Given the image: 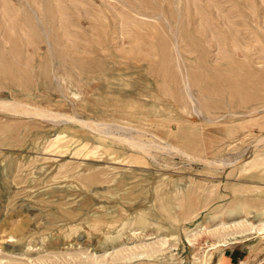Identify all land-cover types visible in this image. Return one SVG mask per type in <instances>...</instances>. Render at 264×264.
Returning a JSON list of instances; mask_svg holds the SVG:
<instances>
[{
	"label": "rangeland",
	"instance_id": "rangeland-1",
	"mask_svg": "<svg viewBox=\"0 0 264 264\" xmlns=\"http://www.w3.org/2000/svg\"><path fill=\"white\" fill-rule=\"evenodd\" d=\"M242 218L264 219V0H0V264H201L192 234ZM239 241L217 259L264 264Z\"/></svg>",
	"mask_w": 264,
	"mask_h": 264
},
{
	"label": "bare ground",
	"instance_id": "bare-ground-1",
	"mask_svg": "<svg viewBox=\"0 0 264 264\" xmlns=\"http://www.w3.org/2000/svg\"><path fill=\"white\" fill-rule=\"evenodd\" d=\"M113 109H114V107H113ZM107 116H109V115H107ZM141 117H143V116H141ZM127 121H128V119H127ZM103 132H106V128H104ZM53 141H57V138H55ZM53 144H55V143H53ZM88 145H89V143L84 142V144H82L81 147L78 149V152L80 153L83 150L87 149L85 152V156L101 157L103 155V153L101 152L102 151L101 147H98L95 144H91L89 146ZM129 158L130 157H126V159H128V161H129ZM246 164H249V163H246ZM247 233H248V235L254 233L256 236H261L263 238L264 237V219H261L257 224H253L250 221H248L247 219L242 218V219L234 220L231 222H222L220 224H217V226H215L212 229L201 228L197 232H194L192 234V237L195 241L198 240V238H201V236L204 234L210 235V236H213L214 238H216V242H214L213 244H211L208 247L207 251H211V252L208 254H205L204 259L201 262V264H218L219 259H217V256H216L218 249L219 248L221 249V247L228 246L229 244H234V243L240 242L239 239L242 238L243 236L247 235ZM160 243H161L160 245H163L165 242H160ZM240 264H245V262H241Z\"/></svg>",
	"mask_w": 264,
	"mask_h": 264
},
{
	"label": "crops",
	"instance_id": "crops-1",
	"mask_svg": "<svg viewBox=\"0 0 264 264\" xmlns=\"http://www.w3.org/2000/svg\"><path fill=\"white\" fill-rule=\"evenodd\" d=\"M221 252L218 260V264H232V259H231V251H226Z\"/></svg>",
	"mask_w": 264,
	"mask_h": 264
}]
</instances>
